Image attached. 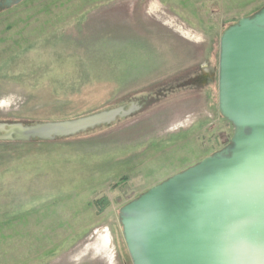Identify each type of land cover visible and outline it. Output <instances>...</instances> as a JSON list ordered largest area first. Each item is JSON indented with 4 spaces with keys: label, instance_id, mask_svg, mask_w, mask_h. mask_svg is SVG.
Returning <instances> with one entry per match:
<instances>
[{
    "label": "rangeland",
    "instance_id": "rangeland-1",
    "mask_svg": "<svg viewBox=\"0 0 264 264\" xmlns=\"http://www.w3.org/2000/svg\"><path fill=\"white\" fill-rule=\"evenodd\" d=\"M262 7L28 0L1 14L0 123L139 109L76 137L0 143V264H132L121 208L229 144L234 129L218 108L220 38ZM101 198L110 206L98 214L92 203Z\"/></svg>",
    "mask_w": 264,
    "mask_h": 264
},
{
    "label": "water",
    "instance_id": "water-1",
    "mask_svg": "<svg viewBox=\"0 0 264 264\" xmlns=\"http://www.w3.org/2000/svg\"><path fill=\"white\" fill-rule=\"evenodd\" d=\"M28 0H0V15ZM218 108L225 147L120 210L132 264H264V7L224 29ZM137 103L80 118L0 123V143L54 142L110 126Z\"/></svg>",
    "mask_w": 264,
    "mask_h": 264
},
{
    "label": "trees",
    "instance_id": "trees-1",
    "mask_svg": "<svg viewBox=\"0 0 264 264\" xmlns=\"http://www.w3.org/2000/svg\"><path fill=\"white\" fill-rule=\"evenodd\" d=\"M94 208L96 209L98 214H101L110 206L108 199L101 198L99 200H95L93 203Z\"/></svg>",
    "mask_w": 264,
    "mask_h": 264
},
{
    "label": "bare ground",
    "instance_id": "bare-ground-1",
    "mask_svg": "<svg viewBox=\"0 0 264 264\" xmlns=\"http://www.w3.org/2000/svg\"><path fill=\"white\" fill-rule=\"evenodd\" d=\"M207 77H208V73H206V74H205V76H204L203 78H201V79H198L197 81H200V82H203V83H205V82H206V80H207Z\"/></svg>",
    "mask_w": 264,
    "mask_h": 264
},
{
    "label": "flooded vegetation",
    "instance_id": "flooded-vegetation-1",
    "mask_svg": "<svg viewBox=\"0 0 264 264\" xmlns=\"http://www.w3.org/2000/svg\"><path fill=\"white\" fill-rule=\"evenodd\" d=\"M224 26V25H223Z\"/></svg>",
    "mask_w": 264,
    "mask_h": 264
}]
</instances>
